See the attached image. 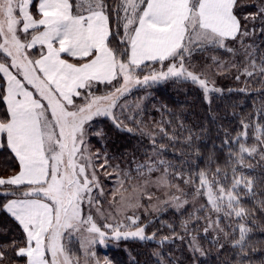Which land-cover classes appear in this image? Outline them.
<instances>
[{"label":"snow or ice","instance_id":"snow-or-ice-1","mask_svg":"<svg viewBox=\"0 0 264 264\" xmlns=\"http://www.w3.org/2000/svg\"><path fill=\"white\" fill-rule=\"evenodd\" d=\"M32 6L33 0H0V73L6 78L3 100L7 104L0 133L6 134V146L19 167L13 175L0 176V187L8 190L5 195L17 197L0 208L25 234L22 247L15 240L0 244V264H8L9 253L26 258V264H81L70 247L73 238L79 241L84 264H112L107 257L101 261L95 247L106 246L109 240H157L158 230L146 231L151 221L141 222L140 209L159 214L168 207L180 211L189 203L184 198L188 194L174 183L176 179L192 187L193 200L203 196L207 203L180 221L179 232L172 223L161 222V228H168L171 235L160 237L158 244L187 238L194 255H206L194 234L199 232L194 225L203 220V234L211 235L209 242L217 253L228 243L238 249L237 264H244L251 247L248 222L255 221L254 210L242 201L253 199L264 213V199H256L257 185L264 192V123L241 119L243 131L231 138L226 130L224 133L223 143L229 147L226 165L212 170L210 156L204 169L186 175L177 168H190L193 162L182 159L177 165L162 154L177 142L191 148L194 138L200 139L198 135L187 129L188 135L181 141L176 127L171 132L166 129L170 120L150 129L131 115L127 119L134 126L130 127L115 109L123 114L127 105L119 101L137 86L168 80L191 82L211 103L210 94L223 91L215 86V76L235 69L236 80L264 77V50L245 43L255 29L249 31L242 23L257 18L264 23V2L253 5L258 10L243 18L237 15V8L245 5L238 0H118L116 4L108 0H39L38 19L30 11ZM237 44L239 47L229 46ZM36 45H40L38 57L29 51ZM209 49L223 50L233 59L212 56L215 67L206 65L195 71L190 66L192 54ZM238 55L244 58L243 67L235 60ZM149 64L159 68H149L141 78L139 73ZM100 85L108 90L98 94ZM139 109L137 102L135 110ZM96 117L110 118L118 130L147 138L150 150L144 149L143 162L129 151L114 155L107 144L103 151L93 152L89 135L106 138L103 129L89 131ZM178 127L185 130L183 123ZM249 129H253L251 145L247 144ZM165 139L169 144L158 142ZM186 155L180 152L181 157ZM194 155H200L199 148ZM128 156L131 164L125 160V168L114 163ZM257 157L255 165L246 162ZM258 168L255 176L243 171L257 172ZM153 173L159 174L153 178ZM113 176L115 187L105 209L101 177L111 180ZM153 187L166 190L168 198L160 200L151 191ZM200 212L206 214L198 215ZM154 255L158 264H165L159 251Z\"/></svg>","mask_w":264,"mask_h":264},{"label":"trees","instance_id":"trees-1","mask_svg":"<svg viewBox=\"0 0 264 264\" xmlns=\"http://www.w3.org/2000/svg\"><path fill=\"white\" fill-rule=\"evenodd\" d=\"M71 2L76 3L77 0H71ZM108 2L109 4H116L118 0H108ZM262 2L264 0H238L239 4L245 6L237 8V15L243 18L248 13L256 12L258 7L253 5L258 6ZM31 10L37 13L35 17L39 16L36 11L35 0ZM242 23L247 25L249 31L255 29V34L246 38L245 43L254 44L259 49L264 50V32L260 31L261 28H264V23H262L261 18L249 21L242 20ZM229 46L239 47L238 44ZM212 56H217L224 61L233 59L231 54L223 50L196 51L191 56L190 66H195L194 70L199 72L206 65H212ZM243 59V56L240 55L235 58L237 62L241 63V67H243ZM186 63L188 62L186 61ZM212 66L215 67L214 65ZM151 67L159 68V65L149 64L148 68L139 73L141 78L143 75L148 74ZM237 74L234 69L228 75L214 77L215 86L223 89V91L222 93H211V103L205 100L203 91L191 82L168 80L151 86H137L132 89L130 93L119 101V104L127 105L123 110V114H121L120 108L115 109V112L130 127L134 125L127 119L129 115L134 116L137 120H143L150 129L157 122L170 120V125L165 124L166 129L171 132L173 127H176L177 135L180 136L181 141H183L184 136L188 135L187 129H191L192 133L200 137L199 140L194 138L191 148L182 142L172 145L166 139L158 141L159 143L169 144L167 150L162 154V158L173 161L177 165H181L182 159L193 162V166L190 168L186 165L177 168L178 171H183L187 175L199 169H204L207 166L206 162L209 157L212 156L214 162L211 164V169L215 170L217 165L221 167L226 165L229 147L223 143L225 130L229 133V138H231L237 132L243 131L240 124L241 119L246 122L264 123V119H262V116H264V111H262L264 110V77L241 76L240 80H236L235 76ZM5 88L6 80L3 73H0V119L5 118L7 110L6 103L3 100V96L6 93ZM240 89H244V91H240ZM106 90L108 89L104 85H100L98 94ZM137 102L140 103L139 110H135ZM180 123L185 125V130L181 131L179 129ZM92 125L89 130L90 133L103 129L106 134L104 140L95 135H89L88 141L93 152L97 149L103 151L104 145L107 144L110 153L119 156L121 153L129 151L134 153L140 162H143L145 159L142 155L144 149L150 150V143L147 138L141 140L137 135L118 130L114 127L110 118L96 117ZM252 135L253 129H249L248 145L254 143ZM195 148H199V156L194 155ZM181 151L187 153V155L181 157ZM258 159L257 157L256 159L246 160V162L255 165ZM125 160L128 164H131V156L114 161V163H120L123 169L126 166ZM18 170V162L14 154L6 146V136L2 135L0 138V176L13 175ZM243 171L247 176H255L260 169L258 168L257 172ZM158 174L153 173L152 175ZM135 175V172H133V176ZM101 179L103 187L106 189V199L107 197L110 198V190L115 187L114 181L116 177L113 176L111 180H105L103 177ZM174 183L179 184L180 188L184 189L188 194L184 198L189 200V203L185 204L180 211L173 207H168L167 211L159 214L152 213L151 210H149V213H145L143 209L138 211L141 216V222L151 221L146 229L149 234L158 230L157 240L143 242L139 240H109V246L106 250H102L100 247L96 248V256L100 260L107 257L112 261V264H158L159 258L154 253L159 251L164 258L165 264H237L238 257L236 252L238 249H232L230 244L225 243L221 236V243H225V247L218 254L216 246L209 242L211 235L205 237L203 234L202 230L205 226L203 220L198 225H194V227L199 229V232L194 234H198L200 243L207 253L206 255L200 256L199 253L194 255L189 250L187 238L184 241L170 240L163 245L158 244L157 241L160 237L171 235L168 228H161V222L172 223L179 232L180 221L187 218L188 214L193 212L195 208L207 203L203 196L193 200L192 187L185 185L181 179L174 180ZM6 191L8 190L0 187V206L10 198L16 197L12 194L5 195ZM256 191V199H264V192L260 191L259 185H257ZM175 194L180 195L178 192ZM167 198L165 195L164 200ZM144 203L145 205L148 204L146 200ZM242 203L247 209L254 210L252 219L255 221L254 223L252 220L248 222V226L252 228V232L248 237L251 247L248 248V256L244 264H264V213L259 211L253 199L245 198ZM205 214V212L198 213L201 216ZM221 223L224 224L226 221H221ZM24 235L22 228L14 218L0 208V244L11 243L15 240L22 247L24 246ZM236 237L238 238V232ZM252 248H255L256 251L253 252ZM8 264H26V258L17 259L9 253Z\"/></svg>","mask_w":264,"mask_h":264},{"label":"rangeland","instance_id":"rangeland-1","mask_svg":"<svg viewBox=\"0 0 264 264\" xmlns=\"http://www.w3.org/2000/svg\"><path fill=\"white\" fill-rule=\"evenodd\" d=\"M33 1H34V0H33ZM35 1H36V6H37V5H38V0H35ZM34 8H35V5H34ZM30 11L32 12L31 8H30ZM36 11H37V7H36ZM32 14L34 15V17L37 16V13H35V12H32ZM36 18L38 19L39 16L36 17ZM20 27L22 28V24H21ZM29 38H30V37H29ZM39 50H40V45H36L34 49H30L29 51L32 53V55L38 57V55H39ZM65 58H66V57H65ZM13 71H15V70L13 69ZM117 86H118V85H117ZM28 87H29V86H28ZM29 89L32 90V89H31V86L29 87ZM88 142H89V141H88ZM155 176H156V175H153V178H154ZM136 182H138V181H133V183H136ZM151 191L154 192V193H155V196L159 197L160 200H164V197H165L164 191H166V190H157V189H155V188L153 187V188L151 189ZM106 196H107V195H106ZM107 199H108V197H107ZM107 199H106V200H105V199L102 200V204H103V207H104L105 209L108 208ZM153 202H155V201H153ZM94 215H95V213H94ZM97 222H98V223H102V221H100V219H99L98 217H97ZM108 246H109V242L107 241V242H106V246H103V245L97 246V247H95L94 251L96 252V248H98V247H100L102 250H106V248H107ZM70 247L72 248V251L75 252L76 255L80 257V259H81V264H84V255H83L82 251L80 250V246H79V241H78V239L73 238L72 241H71ZM104 259H105V258L101 259V261H103Z\"/></svg>","mask_w":264,"mask_h":264},{"label":"crops","instance_id":"crops-1","mask_svg":"<svg viewBox=\"0 0 264 264\" xmlns=\"http://www.w3.org/2000/svg\"><path fill=\"white\" fill-rule=\"evenodd\" d=\"M38 3H39V0H38ZM3 76H4V74H3ZM5 78V77H4ZM5 80H6V78H5ZM5 90H6V88H5ZM30 90V89H29ZM6 94V93H5ZM6 103V102H5ZM6 106H7V104H6ZM2 135H5L6 136V134H3V133H0V138H1V136ZM15 198H17V197H12V198H10V199H15ZM9 199V200H10Z\"/></svg>","mask_w":264,"mask_h":264}]
</instances>
